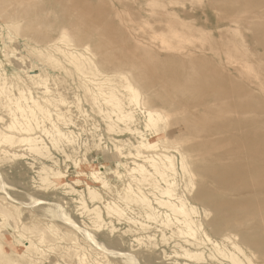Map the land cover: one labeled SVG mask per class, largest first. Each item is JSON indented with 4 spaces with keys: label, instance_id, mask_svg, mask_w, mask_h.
<instances>
[{
    "label": "rangeland",
    "instance_id": "rangeland-1",
    "mask_svg": "<svg viewBox=\"0 0 264 264\" xmlns=\"http://www.w3.org/2000/svg\"><path fill=\"white\" fill-rule=\"evenodd\" d=\"M60 37L70 38L79 48L88 45L90 51L84 54L103 72L129 76L139 90V101L146 103L141 110L134 109L136 128L149 139L155 137L144 127V109L163 115L160 136L173 146L175 193L196 208L198 232L219 242V248L207 245L193 251L192 257L184 256L183 252H173L176 237L168 239L170 233L166 232L168 240L163 241L162 234L153 231L158 251L140 252L148 240L133 234L134 228H129L127 221L104 213V224L92 227L78 209L77 195L68 193L66 186L58 188L66 182L84 190L88 182L104 200H117L115 196L122 194V184L127 181L122 163L133 165L121 157L127 146H118L120 156L116 152L115 139L136 141L133 134L117 131L121 125L114 126V132L106 129L88 94L75 84L80 75L63 57L49 52V44ZM21 61L23 67L18 65ZM128 61L137 70L140 65V72L134 73ZM27 66L47 76L54 91L72 101L67 116L75 123L64 128L72 131L76 152L62 143L69 153L65 158L51 148L57 160L54 168L65 173L55 186L40 184L35 173L38 161L30 157L7 159L8 155L0 154V159L5 158L0 161V196L4 189L20 203V220L43 219L59 226L58 233L73 231L83 246L100 252L112 264H235L233 259L238 264H264V0H0V73L8 78L12 91L18 77L25 79L22 73ZM142 68L151 70H144L150 77L161 73L158 77L155 74L156 91V79L140 74ZM138 74L140 78L135 76ZM142 77L152 80L153 86L149 81L150 87L142 85ZM144 86L151 88L150 94ZM31 91L41 95L35 87ZM0 116L2 123L9 122L7 115ZM181 155L188 174L181 167ZM91 168L100 170L110 188L86 177L75 183L78 170L88 172ZM118 171H122L120 177ZM118 203L123 213H133L123 201L118 199ZM9 227L0 237V264H9L22 250L15 243L12 224ZM56 241L61 245L53 252H66L68 241ZM14 264L26 262L20 258Z\"/></svg>",
    "mask_w": 264,
    "mask_h": 264
},
{
    "label": "bare ground",
    "instance_id": "bare-ground-1",
    "mask_svg": "<svg viewBox=\"0 0 264 264\" xmlns=\"http://www.w3.org/2000/svg\"><path fill=\"white\" fill-rule=\"evenodd\" d=\"M80 48L73 40L64 37L58 38V40L53 41L48 46L50 53L63 57L80 75V80H77L79 82L75 84L77 88L82 89L83 93L85 92L88 94L91 99H89L91 106L94 105L97 108L98 113L106 123V129L108 131H113L114 126L121 125V127H118L117 131H121V133L122 131H127L136 137L135 142L115 139V142H117L115 144L116 152L120 156L121 153L118 151V146H127L128 150L125 151L123 153L124 155L121 157L129 160L133 166H128V161L121 162L125 168L124 178L127 181L124 185L122 184L123 187L121 186L122 194L119 193V191L118 193L121 195L117 194L118 198L116 197L117 195L115 196L117 200H104L103 196H101L88 182L84 183V190L81 188V190L75 189L76 187L74 188L66 182L58 186V188L66 186L65 188L69 189L68 193L73 192L77 195L78 209L82 210V216L91 223L92 227L99 228L101 224H104V220L107 219L105 217L106 215L114 219L116 218L119 220L122 218L124 221H127L129 223V228H134L132 229L133 234L144 236L148 240L147 244L145 243L146 241H142L145 243L144 246L146 245V248L141 249L140 252H155L154 249H156L159 244L156 240V245V242L152 239L153 236L156 237V235L152 233L153 231H159L162 234L163 241L171 237H176L174 240L175 242L172 244V246L174 245L173 247H175V251L173 252H183L182 254L184 256L192 257L194 255L193 251L204 249L207 245H210L211 248H219V242L206 235L204 236L203 232H198L200 224L195 216L197 212L196 208L188 206L185 199L178 193H175L177 186V182L173 175L175 172V164L174 156L170 151L173 146L170 145L166 137L160 136L162 127L165 125L163 115L152 108L144 109V127L148 129V131H152V136L155 137V139H149L148 135L143 130L136 128L137 119L134 115V109L138 107L141 110L146 103L145 100L142 103L139 101V90L133 86L129 76L123 73L108 74L103 72L84 54V52L90 51L88 45ZM129 63L130 61L126 64ZM138 63L142 65L141 62ZM18 65L23 67L24 61H21ZM139 66L138 68L140 70ZM131 67L134 68L133 66ZM149 67L150 66H148V68ZM146 68H142V70H146L147 73L151 71L150 69L147 71ZM134 69V73L137 74L139 70H137V68ZM142 70L140 74L145 73V71L143 72ZM22 74L25 76V79L23 77H18L19 82L17 81L16 85L13 83L15 89L12 91V85H9L8 78L3 73H0V113L7 115L9 118L8 123H2V117L0 116V154H4L3 156L5 158L8 155L7 159L8 157L10 159L30 157L31 160L38 161L39 165L36 167L37 170H35V173H37L40 184L42 186H55L57 184L54 182L64 177L65 173L58 167L54 168V166H57V160L52 156L51 148L57 151L59 150L65 158L69 157V153L62 148V143L69 145L71 151L76 152V148L73 146V138L70 136L72 131L64 128L66 125L68 126L75 123L69 115L67 116V112H69L73 104L71 103L72 101H68L62 93L58 91L55 92V88L52 87L54 85L51 86L50 83H48L47 76L42 73H36L32 69V66H27ZM140 74L135 76L139 77ZM155 74H157V77L158 75L161 76V73ZM155 74L154 77H152L156 79L157 77ZM147 75L148 74L145 73L144 77L152 78L150 77V73L149 76ZM144 77H142V80H144ZM150 79L146 80L147 83H145V80H141L143 82L142 85H147ZM138 80L139 79H137V81ZM158 80H161L159 83L163 81L162 78ZM156 81L157 79L155 81L153 80L154 86ZM151 82L149 84L153 86V82ZM157 82L156 84H158ZM160 85H158L159 89ZM31 87L39 89L41 95H34L31 91ZM144 87L147 88L146 86ZM156 87L157 86H155V91ZM147 89V91H149L151 88ZM166 92L169 91L166 90ZM150 93L151 91H149V94ZM161 96L163 95L161 94ZM170 103L171 102H169V104ZM95 141L96 140H94L93 143H95ZM3 156L2 158H4ZM181 158V167L184 173L188 174L183 162L184 155H181ZM43 161H50L51 164L47 165ZM74 163V166H77V162ZM27 164L29 166L33 165V163L29 161ZM116 169L115 171H117ZM99 171L98 168H91L88 172H84V170L80 169L77 171V176L79 177L75 180V183H80L82 180L81 177H86L103 188H110L109 181L103 177ZM121 172L122 171H118L116 173L118 177H120ZM225 175L226 174H224V177ZM41 185H38V187ZM115 191L113 192L112 190L111 193H116ZM112 196L114 197V194ZM60 198L61 197H59V199ZM118 199L123 201L126 208H130L129 210L133 211V215H126V213H123L124 209H122V206V208L120 207ZM95 203H101L104 210L100 209L102 207L101 205H95ZM19 204L12 198L10 193L8 194L3 189V196H0V237L3 235L2 232L4 228L9 230V226L12 224L15 243L22 246L21 251L16 252V254L12 252L16 257L10 260L11 264L15 262L19 263L20 258H23L26 264H40V262L45 261L48 262V264H112L106 260L100 252L83 246L76 233L73 231L69 232L65 230L64 232L62 231V233L59 232V234V226L52 225L54 223L51 224L43 219L32 218L28 222L20 220L22 211L18 210ZM111 220L112 219H110V222ZM64 221L65 224H70L67 222L68 220ZM80 221L82 222V219ZM83 222L85 221L83 220ZM36 226H41V228ZM84 227L85 226H83V228ZM129 228H127V230L130 232ZM85 229L88 230V228ZM127 230L125 229L124 231L126 232ZM166 232L170 233V235L168 234V239L165 237ZM142 239L143 237H141V240ZM56 240L68 241V243L65 241L67 245L69 244V246H66L67 248L64 247L67 249L66 252L61 250L53 252L54 249H56L55 246L61 245L59 244L60 242ZM51 241L52 243H50ZM113 241L116 242V240ZM99 243L101 244V242ZM160 250L163 251V249ZM51 258L53 259L51 260ZM233 262L235 264L239 263L236 259H233Z\"/></svg>",
    "mask_w": 264,
    "mask_h": 264
}]
</instances>
